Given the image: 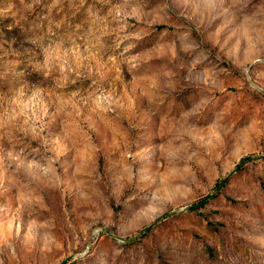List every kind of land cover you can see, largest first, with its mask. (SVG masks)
Here are the masks:
<instances>
[{
    "label": "rangeland",
    "instance_id": "rangeland-1",
    "mask_svg": "<svg viewBox=\"0 0 264 264\" xmlns=\"http://www.w3.org/2000/svg\"><path fill=\"white\" fill-rule=\"evenodd\" d=\"M0 264H264V0H0Z\"/></svg>",
    "mask_w": 264,
    "mask_h": 264
},
{
    "label": "trees",
    "instance_id": "trees-1",
    "mask_svg": "<svg viewBox=\"0 0 264 264\" xmlns=\"http://www.w3.org/2000/svg\"><path fill=\"white\" fill-rule=\"evenodd\" d=\"M218 186V185H217ZM207 200H208V197H203L202 199H200L199 200V202H198V205H196V206H191V209H193V208H196L197 206H199V205H204L206 202H207Z\"/></svg>",
    "mask_w": 264,
    "mask_h": 264
}]
</instances>
